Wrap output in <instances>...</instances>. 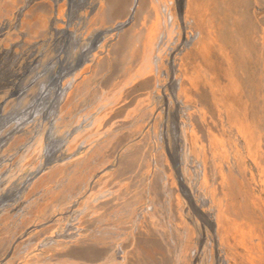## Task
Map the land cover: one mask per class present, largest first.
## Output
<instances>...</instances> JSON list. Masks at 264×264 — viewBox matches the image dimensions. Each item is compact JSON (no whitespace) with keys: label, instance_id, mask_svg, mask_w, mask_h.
Segmentation results:
<instances>
[{"label":"rangeland","instance_id":"obj_1","mask_svg":"<svg viewBox=\"0 0 264 264\" xmlns=\"http://www.w3.org/2000/svg\"><path fill=\"white\" fill-rule=\"evenodd\" d=\"M62 1L0 0V264H224L223 255L229 264H264L256 239L261 233L264 244V0H195L186 26L179 0H170L169 40L153 43L162 56L157 71L147 68L150 44L135 40L154 0H139L121 32L108 29L130 18L131 0H99L94 13L89 4L97 0H90L80 17ZM54 27L66 31L64 59L71 49L94 53L62 105L58 83L70 77L47 70L58 67ZM197 29L204 38L180 54V69L194 76L181 96L171 52ZM68 59L61 76L71 70ZM237 113L259 138L256 160L232 129ZM202 159L205 183L196 179ZM178 163L191 199L180 190ZM227 169L225 187L219 173ZM246 200L253 224L237 258L211 240L202 217L218 202L236 212ZM76 224L77 238L61 236Z\"/></svg>","mask_w":264,"mask_h":264},{"label":"bare ground","instance_id":"obj_2","mask_svg":"<svg viewBox=\"0 0 264 264\" xmlns=\"http://www.w3.org/2000/svg\"><path fill=\"white\" fill-rule=\"evenodd\" d=\"M30 1V0H28ZM60 1V5H62L63 1L62 0H58V2ZM90 0H69L68 2V14L71 15H76L77 17L80 16H84L83 14H80V9L82 8V5H84L85 3L89 4ZM109 1V0H107ZM155 4L151 6L150 9H147L146 11H148L149 15L148 18L145 19V22H140L138 23L137 26H139L138 31H136L135 34V40L137 42H139V40L143 43V45L148 42L150 44V46H146L148 51L145 52V54L147 53V59H152L151 61H148L147 63V68L151 67V69H153L154 71H157V67L159 65V63L162 61V56L158 55V53H155V50L153 49L155 46L153 45L154 41H162V42H166L167 40H169L168 38V33L167 30H172L173 25H174V14L171 12V8L169 7V4H172V1H170L168 4H161L158 1L159 0H154ZM62 2V3H61ZM158 2V3H157ZM108 3V7H111V4ZM131 10H130V18L128 20H124V21H120L116 24V26L113 29H108V31L110 30H117L118 32L124 31V27L129 24L133 18H134V14L136 12V7L139 3V0H131ZM179 7L176 10V14H178V17L181 19L182 24L184 26L187 25V23H191L193 22V20L191 18H189V20H187L185 18V12H190V9H196L197 6L194 5L193 3H195V0H179ZM57 5V2L55 3ZM162 5V12L165 14V18H166V22L162 21V19L164 20L162 14L160 13V9L159 7ZM89 7L91 8V13H94L95 11L98 12L101 8V4L100 1L97 0L96 2H92L89 4ZM150 7V6H149ZM23 8L18 10V16H20L21 12H22ZM58 11H62L61 8L58 9ZM154 14V15H153ZM162 16V19H161ZM55 18V16L53 17V19ZM57 18V17H56ZM16 23V22H15ZM163 27H164V31H163ZM183 28V27H182ZM55 32L59 35L58 40H56V42L58 43V46L56 48V56H51V58H56V64H58L57 69L56 68H50L47 69L48 71H50L51 73H56L57 77H60V79H64L66 77H70V79L66 82V83H58V99L60 104L62 105V103L66 100L67 95L69 94L70 90L73 87L74 81L76 80L75 75L78 72V70L80 71L82 68L84 69V67H86V65L90 62H92V59L94 57V53L92 54L91 49L84 47L81 51H75L73 52V50H70V56L66 59H68L70 61L71 64V70L68 71L67 73H65L63 76L62 75V71H63V67L65 64L66 59L65 56H68L69 54V50H65L63 49L64 46H62V43H64L65 39H64V33H66L65 29L63 28H57L54 27ZM120 31V32H121ZM99 35L102 36L101 31L98 33ZM120 34V33H119ZM202 32L200 29L195 30V33L193 35H191L189 38L185 37L183 39V42L181 44H184L183 47L182 46H176L175 49H173V51L171 52V57L172 60L171 64H173L174 66V70L176 72V77H175V87L176 90L180 91L181 96L182 94H185V92L188 90H190V86L194 84V76L193 77H187L185 73H183V71L180 69V62L181 58H180V54H182L183 52H185L186 50L188 51H192L194 44H198L199 41L202 40ZM79 38V35L75 38L74 36H72V40L71 43L75 44L76 40ZM159 39V40H158ZM197 41V42H196ZM148 45V44H147ZM163 45V44H162ZM161 45V46H162ZM160 50V49H158ZM91 52V53H90ZM187 52V51H186ZM149 54V55H148ZM60 55H62L63 57L61 58ZM151 56H153L151 58ZM173 61V62H172ZM54 66V65H53ZM39 71L38 68H34V71ZM46 71V70H45ZM204 74H206L208 76V74L206 73V71H202ZM232 72V71H231ZM80 73V72H79ZM196 74V73H195ZM234 77V74H231ZM44 76L45 72H43L40 76L41 80H43L42 82H45L44 80ZM209 78V76H208ZM45 84V83H44ZM40 98L42 99H48V94H40ZM185 110L187 111L185 114V117L188 119V109L190 108V105H186L184 106ZM250 108V107H249ZM230 110L233 111V109L230 107ZM237 116V117H236ZM239 113H237L233 118L234 119V123H235V128L232 127V129L235 130V132L237 133V135L240 137V145L241 148L243 150H245L247 153H250V155L248 157H251V159L256 160V154H257V150H258V141L259 138L257 136V138L254 136V129L247 127L246 125L243 124V122H241L239 119L240 117ZM189 120V119H188ZM188 120L185 122L186 127H190L189 130L192 131L191 129V122H188ZM8 129L9 127H5L4 129ZM7 130V131H8ZM6 131V132H7ZM187 136L186 131H184L183 135H182V139H183V143H185L186 140V145H185V150L187 151L190 148V142L187 138H185ZM184 137V138H183ZM213 140L215 141L214 136ZM2 138H4V134L0 133V140H2ZM61 138H54L53 142L54 144H57L60 141ZM216 142H219L218 140ZM220 143V142H219ZM221 144V143H220ZM226 144V143H224ZM187 145L189 148H187ZM220 147H229L228 144L226 145H222ZM219 149V148H218ZM254 160L253 163H256ZM204 160L202 159L197 161L198 163V174L196 175V179L199 178L201 183H205L206 182V169H205V164L203 162ZM177 168H176V172H177V176H178V181L180 184V190L182 192V194L186 197V198H192V195L189 191V189L186 186V183H184L182 176L179 173V163L176 164ZM179 174V175H178ZM221 181H222V185H224L226 187V180H229L230 175H229V171L228 169L224 172V171H220L219 173ZM259 176V175H258ZM258 183L260 184V189L261 191L258 192L260 193V195H262V193H264V179L258 178ZM237 185H238V180H237ZM243 190L246 192V190L243 188ZM204 197V196H203ZM262 198L264 199V194L262 195ZM204 199L208 202V204L210 203L211 199L204 197ZM197 212H199V214L201 215L200 217H202V215H206V218L202 219L209 224V228L212 230V236H211V240H214L218 243V240L221 242L223 241V244L221 248V250L226 251L227 248L231 249L232 251H234V253L236 254L237 258L239 257L238 253H237V248L238 247V242L239 240H243L245 237V234L251 229L249 224H253L252 220H251V215L250 217L248 216V214L246 215L247 209H248V204H247V200L246 203H241L240 205L237 206L238 211L234 212L231 209H229V206H226V204H220V202L214 204L213 208L210 210L209 215L208 213L201 212L202 210L199 209V207L194 204ZM235 218L237 220V222L235 223L236 226H238L237 230H235L236 228L234 225V220L232 218ZM247 218V220L245 219ZM194 222V221H193ZM196 225V227L199 229L198 233L202 232V225L200 222H195L194 223ZM72 226V225H71ZM253 227V225H252ZM80 227L76 225H74V228L70 230L69 233H63L61 236L62 237H66V238H71V239H75L77 238V236H79V231H80ZM251 231H256V230H251ZM199 237V236H198ZM262 234L260 233L257 239V243H259V247L262 248L264 246L263 244V240H262ZM65 241V240H63ZM69 241V240H67ZM117 257L119 259H124L125 256L123 255V248L122 247H118L117 248ZM195 253V251H194ZM225 254V252H224ZM195 255L197 256V254L195 253ZM223 255V254H222ZM196 258L194 257V260ZM197 260H198V256H197ZM223 261L224 264H229L231 263V259L227 258L223 255Z\"/></svg>","mask_w":264,"mask_h":264}]
</instances>
